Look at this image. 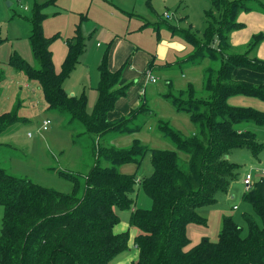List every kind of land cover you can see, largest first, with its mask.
Listing matches in <instances>:
<instances>
[{"label":"trees","instance_id":"trees-1","mask_svg":"<svg viewBox=\"0 0 264 264\" xmlns=\"http://www.w3.org/2000/svg\"><path fill=\"white\" fill-rule=\"evenodd\" d=\"M54 2L34 4L31 9L28 42L36 65L31 66L15 51L7 64L28 80L38 82L47 110L67 117L70 124L80 128L77 136L88 138L84 146L90 158L84 166L88 171L60 172L71 182L70 193L64 194L14 176L0 165V264H108L127 250L130 238L128 230L114 231L119 224L115 208L130 211L128 226L139 231L133 237L138 257L132 264H264L261 183L252 184L242 196L259 217L261 226L245 216L248 231L242 237L241 228L232 218L223 216L215 241L202 238L190 247L187 237L190 224L206 223L197 210L212 205L216 195L226 193L237 179L239 165L229 161L231 152L247 150L257 158L263 149L253 131H241L239 127H263L264 112L231 103L235 96L264 102V84L232 77L236 69L264 74V60L252 55L263 35L254 36L244 53L232 51L228 36L240 27L235 21L239 11H249L253 3L264 10V4L257 0H211L201 39L191 26L184 29L163 25L173 37L192 48L186 58L165 69L182 70L205 61L207 65L202 70L200 91L191 83L183 90H175L165 81L162 98L176 112L189 115L195 130L185 135L168 121L158 119L156 132L174 148L161 150L149 148L139 140L123 148L102 144L108 136L140 132L153 112L146 103L126 114L115 112L117 101L126 96L132 82L121 81L126 62L115 71L109 69L113 41L98 66L97 100L91 112L87 111L84 93L70 96L65 91L64 83L85 50V37L78 24L73 37L65 41L67 54L56 72L50 47L58 35L45 37L42 31L43 10ZM3 41L0 37V46ZM3 75L0 71V84ZM26 122L14 109L1 113L0 136ZM148 152L151 175L137 183L136 172H119L126 164H133L138 170ZM137 184L151 202L149 209L134 207Z\"/></svg>","mask_w":264,"mask_h":264},{"label":"rangeland","instance_id":"rangeland-1","mask_svg":"<svg viewBox=\"0 0 264 264\" xmlns=\"http://www.w3.org/2000/svg\"><path fill=\"white\" fill-rule=\"evenodd\" d=\"M47 1L49 0H21V5L27 8L23 11L18 8L19 3L15 0H0V37L4 39L0 46V71L4 74V80L0 84V114L14 109L27 121V124L17 125L11 133L0 136V165L14 176L65 194L70 193L71 182L60 172L72 174L88 171L84 167L88 165L90 159L87 149L84 148L88 144L86 140L88 138L83 135L77 136L81 132L80 128L70 124L67 117L57 111L47 110L38 82L28 80L23 73H16L6 61V49H8L7 51L10 52H18L26 60L28 53L31 60V63H28L31 66L36 65L28 42L31 31V9L34 4H43ZM6 2H10L11 6H7ZM210 7L211 0H55L54 4L43 10L45 19L42 22V31L45 37L58 35L50 49L55 71L59 72L67 54L65 41L73 37L76 26L80 24L81 32L85 37V50L76 68L64 83V88L67 91L83 90L82 93L87 99L86 108L90 113L97 100L95 89L99 76L98 66L111 41L114 43L115 39L121 38L131 48L132 46L142 48L157 61L159 59H155V56L161 48L160 43L166 39L164 34L169 33L163 25L167 23L184 29L191 26L192 32L201 39L206 27L205 11ZM165 12L168 13V18L164 17ZM169 35L172 36L170 33ZM123 49L124 45H121L120 51ZM171 54L176 55V53ZM150 63L152 64L150 68L149 64L144 68V77L147 72L159 76L156 83L149 82L146 98L152 97L149 95L151 89H160L158 87L164 85L166 81L164 73L157 70L152 62ZM190 73L187 72V78L194 81ZM143 95L144 91L141 90L140 98ZM231 99H233L231 103L236 101L235 104L239 107H253L264 112V102L258 99L242 96ZM148 104L146 103L149 108ZM45 119L51 124L46 132H40V125ZM157 120L158 117L154 113L149 114L148 121L140 133L120 136V138L108 136L102 144L108 143L123 148L129 146L132 139H138L152 149L173 150V146L156 132ZM172 123L170 122L171 125ZM190 127H193L191 123L187 126L182 125L179 130L186 135ZM28 133L32 136L28 137ZM257 135L259 143L263 145L257 158L251 156L247 150L231 152L229 161L239 165L238 177L230 184L226 193L216 195L212 205L197 210L198 215L203 217L206 223L190 224L187 227L190 247L196 245L202 238L215 241L223 216L232 218L241 228L242 237H245L248 231L245 216L252 217L258 226H261V221L252 207L242 199L243 194L248 192L243 184V178L248 172L251 176V186L261 183L264 191V128L258 130ZM180 157L186 159L183 155ZM119 172L134 173L136 166L133 164L121 166ZM151 172L148 152L136 172L137 183L151 175ZM137 191L134 207L149 209L151 202L142 192L139 184ZM234 206L236 209H233ZM115 212L119 224L115 226L114 231L128 230L130 238L127 250L118 254L108 264H132L138 257L132 243L133 237L138 235L139 231L128 226L130 211L115 208ZM2 215L3 208L0 207V231Z\"/></svg>","mask_w":264,"mask_h":264},{"label":"crops","instance_id":"crops-1","mask_svg":"<svg viewBox=\"0 0 264 264\" xmlns=\"http://www.w3.org/2000/svg\"><path fill=\"white\" fill-rule=\"evenodd\" d=\"M257 1L264 4V0H257ZM8 3H9V6H11V3L10 2ZM250 7L251 9L249 11H239L238 12L235 21L237 24L240 25V27L229 32V36H228L229 45L232 51L237 52V53H244L245 51H247L249 44L251 42V39L254 36L263 35V38L258 43L252 55L256 57L257 59L264 60V10L261 7H259L257 3L251 4ZM26 10H23V11H26ZM164 35H166V39H163L161 41L160 43L161 48L159 50V53L156 54L155 56V59H159L157 61H155L154 58L151 57L148 54V52L144 51L142 48L140 49L135 46H132L131 48L130 45L126 44L123 39L121 38L115 39L114 43L112 44V48H111L109 69L111 71H115L119 69L120 66L126 62L127 64H126L125 69L123 70L121 81L123 83L132 82V85L129 87L126 93V96L120 98L117 101L115 105V112L126 114L129 110L138 107V105L141 103H147V104L149 103L148 104L149 108L158 117V119H163V120L167 119L169 123L170 122L172 123V121L174 120L175 122L173 121L174 124L172 123V126L179 130L181 129L182 125L187 126L189 123H191L189 119V115L185 113L176 112L175 109L171 105H168V103L162 98V94H164L166 90V86H167L166 83H164V85H162L161 87H158L160 89H157V88L151 89V92H149V95H151L152 97L146 98V91H147L146 89L150 84L149 82H146L145 80V77L143 74L144 68L150 62H152L155 68L157 67V70L164 73V79L166 81H169L175 90H183L186 88L187 84L189 83H191L197 90L201 88L202 70L207 65V63L203 62L201 65H197L194 67H185L182 70H178L177 68L165 69L166 66L168 65L169 67L173 66L180 60H183L184 58H186L191 53L192 48L188 44L183 42L180 38L170 36L169 33L164 34ZM121 45H124V49L122 51H120ZM7 50L8 49H6V61H8L9 55L12 53ZM0 51H1V47H0ZM171 53L173 54L176 53V55L173 56ZM27 56H28L27 60L26 59L25 60L31 63L30 56L28 55V53H27ZM187 72H191L190 75L192 79H194V81L190 80L191 78L190 79L187 78L188 76ZM154 76L157 78V76L159 75H154ZM232 77H233V80H236V81H245V82H249V83L256 84V85L264 84V74L253 73L245 69H236L233 72ZM196 78L199 79L200 82ZM64 89L71 96H79L80 93L83 92V90L81 91L68 90L67 91L66 88ZM141 90L144 91V95L143 97L140 98L139 93ZM235 103L236 101H234L232 104L234 106H237V104ZM183 115L186 117H184ZM167 117H171V118H167ZM190 128L191 129L188 131V134L186 135H189L194 132L195 130L194 126ZM261 128L263 129L264 126L263 127H252L248 125H241L239 127L241 131H247V130L253 131L257 139H258V135H257L258 130H260ZM138 133H134L130 135H135ZM134 140H138V139H132V142ZM136 172H137V169H136ZM123 174H133V173L123 172Z\"/></svg>","mask_w":264,"mask_h":264},{"label":"built area","instance_id":"built-area-1","mask_svg":"<svg viewBox=\"0 0 264 264\" xmlns=\"http://www.w3.org/2000/svg\"><path fill=\"white\" fill-rule=\"evenodd\" d=\"M17 3H19V8L26 10V7H23L20 3V0H15ZM164 17L168 18L169 15L167 12L164 13ZM145 80L146 82H151V83H156L157 82V78L150 72H147L145 75ZM50 121L48 119H45L44 121H42L41 125H40V132H46L49 129L50 126ZM28 137H31L32 134L28 133L27 134ZM243 184L246 188V190L249 189V187L251 186V176H250V172H248L247 174H245L244 178H243ZM233 209H236V207L234 206Z\"/></svg>","mask_w":264,"mask_h":264},{"label":"water","instance_id":"water-1","mask_svg":"<svg viewBox=\"0 0 264 264\" xmlns=\"http://www.w3.org/2000/svg\"><path fill=\"white\" fill-rule=\"evenodd\" d=\"M6 5H7V6H9V3H8V2H6Z\"/></svg>","mask_w":264,"mask_h":264}]
</instances>
